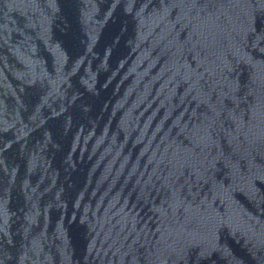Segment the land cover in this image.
<instances>
[{
  "label": "water",
  "instance_id": "1",
  "mask_svg": "<svg viewBox=\"0 0 264 264\" xmlns=\"http://www.w3.org/2000/svg\"><path fill=\"white\" fill-rule=\"evenodd\" d=\"M0 264H264V0H0Z\"/></svg>",
  "mask_w": 264,
  "mask_h": 264
}]
</instances>
